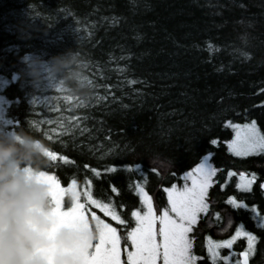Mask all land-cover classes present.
Wrapping results in <instances>:
<instances>
[{"label":"trees","instance_id":"1","mask_svg":"<svg viewBox=\"0 0 264 264\" xmlns=\"http://www.w3.org/2000/svg\"><path fill=\"white\" fill-rule=\"evenodd\" d=\"M67 53L83 65L84 88L57 86L44 71L33 85L26 57ZM0 100V132L24 130L48 147L57 159L44 158L46 174L64 189L76 181L84 212L116 229L123 258L131 213L146 211L138 188L159 214L165 189L207 158L216 169L209 211L188 234L196 264H213L209 240H231L241 226L257 237L248 264H264V152L228 148L236 136L229 124L255 121L264 135V0H0ZM157 159L173 163H150ZM241 173L255 175L251 191L237 188ZM247 249L237 237L215 264L242 262Z\"/></svg>","mask_w":264,"mask_h":264},{"label":"snow or ice","instance_id":"2","mask_svg":"<svg viewBox=\"0 0 264 264\" xmlns=\"http://www.w3.org/2000/svg\"><path fill=\"white\" fill-rule=\"evenodd\" d=\"M236 133L235 139L228 144L229 150L235 156H248L264 152V135L260 133L256 126V122L251 124H229ZM213 144L217 141L213 140ZM45 155L53 160L57 157L52 152H46ZM60 159H64L60 157ZM114 171L115 169H110ZM95 171V170H93ZM216 174V169L201 163L194 172L186 175L185 179H191L192 186H185L183 190H177L175 186L171 189H165L168 195V208L164 209L162 214L157 216L153 210L151 198L144 192L142 188H138L137 193L146 211L141 214L140 211H133L132 217L135 219V228L128 233V239L131 241L134 251L128 254V264H157L158 258L163 259V264H196L197 257L192 254V241L188 234L193 230V226L197 224L198 217L201 213H208L209 204L206 202L208 189L212 186V177ZM45 180L50 182L54 187V214L59 220L62 227L76 228L82 223H86L84 204L79 203V194L74 191L76 183L73 180V186L68 189L61 188L59 181L51 175L45 173L40 174ZM96 175H99L97 172ZM234 173L229 172L228 176ZM240 183L237 188L242 191H251V186L255 181L253 174L251 179L245 177L241 173ZM113 191H116L114 188ZM66 192L73 194V204L67 211L64 210L62 200ZM88 203L99 208L105 215L110 216L119 224L125 221L117 213L110 203H103L93 199L90 192H85ZM237 208L245 207L238 203L234 198L227 201ZM252 211L257 212L256 208ZM174 214V215H173ZM259 215V213H257ZM216 219H220L219 213ZM95 221L98 243L90 244L82 243L76 250L78 256V264H121L119 253V238L116 229L105 224L96 216L92 217ZM159 224L158 231L156 225ZM258 226H264L262 219ZM244 236L248 241V249L241 255L243 261H236V264H248V256L254 251V245L257 237L243 229V226L237 229L235 236L231 240L223 243H216L209 240V255L215 264L221 247H231L233 241L237 237ZM157 237L160 242H157ZM94 249V250H93Z\"/></svg>","mask_w":264,"mask_h":264},{"label":"clouds","instance_id":"3","mask_svg":"<svg viewBox=\"0 0 264 264\" xmlns=\"http://www.w3.org/2000/svg\"><path fill=\"white\" fill-rule=\"evenodd\" d=\"M25 62L34 86L42 82L41 71L48 79H56L60 87L69 81L81 89L86 86L76 53L49 61L29 56ZM69 65L74 75L67 73ZM46 152H50L48 147L24 130L0 132V264H78L77 248L96 240V225L90 220L75 230L62 229L53 236L54 194L50 183L40 175L46 174ZM153 162L161 168L173 163L164 159ZM64 203L71 207V192L64 196Z\"/></svg>","mask_w":264,"mask_h":264},{"label":"rangeland","instance_id":"4","mask_svg":"<svg viewBox=\"0 0 264 264\" xmlns=\"http://www.w3.org/2000/svg\"><path fill=\"white\" fill-rule=\"evenodd\" d=\"M2 105H3V101H1L0 100V114H1V109H2ZM202 163H206L208 166H210L211 167V165L209 164V162H208V159H204V161L202 162ZM195 170V169H194ZM194 170L192 171V172H194ZM185 177H186V175L185 176H183V183H182V185L180 186V187H177L176 189L177 190H183L184 188H185V186H187V187H191L192 186V181H191V179H185ZM50 183V182H49ZM50 185H51V188H50V190H51V192L54 194V187H53V185L50 183ZM69 188V187H68ZM67 188V189H68ZM74 191L77 193V191H76V189H75V187H74ZM67 194V192L65 193V195ZM64 195V196H65ZM64 196H63V200H62V204H63V207H65V203H64ZM53 200H54V195H53ZM79 203H80V200L78 201ZM73 204V203H72ZM54 205H55V201H54ZM72 206V205H71ZM55 207H56V205L54 206V208H53V211H52V213H51V216H52V218H53V221H54V226H53V228H52V234H53V236L56 234V233H58L60 230H62V229H66V230H69V231H72V230H75V228H73V227H62V226H60V224H59V220H58V218L55 216V214H54V209H55ZM70 208V207H69ZM166 208H168L169 210H170V206H169V204H168V195H167V206H166ZM65 211H67L68 209H64ZM153 210H154V212H155V214L157 215V216H159L160 214H162V212H163V210H162V212H160L159 214H158V212L155 210V208H154V206H153ZM83 211H84V209H83ZM85 215H86V218H87V220H90L91 222H92V224L93 225H95V221L94 220H92V217L94 216V215H90V216H88L86 213H85ZM174 215V214H173ZM158 228H159V224L157 223V225H156V230L158 231ZM130 241V240H129ZM157 242H160V238L159 237H157ZM95 243H98V239H96L95 241H94V245H95ZM94 250V249H93ZM119 253H120V260H121V264H128V254L130 253V252H132V251H134V249H133V247H132V244H131V241H130V251L129 252H127V254H126V256H125V258H123V252H122V249H121V247H120V242H119ZM157 264H163V259H162V257L161 258H158V260H157Z\"/></svg>","mask_w":264,"mask_h":264},{"label":"bare ground","instance_id":"5","mask_svg":"<svg viewBox=\"0 0 264 264\" xmlns=\"http://www.w3.org/2000/svg\"><path fill=\"white\" fill-rule=\"evenodd\" d=\"M1 101H2V100H1ZM206 159H207V158H206ZM190 172H192V171H189V172L185 173L184 176L187 175V174L190 173ZM182 183H183V177H182ZM166 197H167V195H166ZM165 209H166V208H165Z\"/></svg>","mask_w":264,"mask_h":264}]
</instances>
